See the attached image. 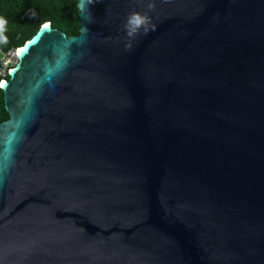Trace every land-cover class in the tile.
<instances>
[{
	"label": "water",
	"instance_id": "water-1",
	"mask_svg": "<svg viewBox=\"0 0 264 264\" xmlns=\"http://www.w3.org/2000/svg\"><path fill=\"white\" fill-rule=\"evenodd\" d=\"M77 8L0 87V264H264V0Z\"/></svg>",
	"mask_w": 264,
	"mask_h": 264
},
{
	"label": "trees",
	"instance_id": "trees-1",
	"mask_svg": "<svg viewBox=\"0 0 264 264\" xmlns=\"http://www.w3.org/2000/svg\"><path fill=\"white\" fill-rule=\"evenodd\" d=\"M78 0H0V18L6 21L0 42L3 53L20 49L44 24L64 33L77 36L80 30ZM8 80V75L5 76ZM0 89V123L8 120Z\"/></svg>",
	"mask_w": 264,
	"mask_h": 264
},
{
	"label": "clouds",
	"instance_id": "clouds-1",
	"mask_svg": "<svg viewBox=\"0 0 264 264\" xmlns=\"http://www.w3.org/2000/svg\"><path fill=\"white\" fill-rule=\"evenodd\" d=\"M154 3L148 4V9H154ZM6 21L3 18H0V42L6 41V37L3 35L4 25ZM151 24V18L147 14H141L139 12H132L129 14L126 24L125 30L127 36L129 37V43L126 45V48H131V40L135 39V37L139 34L140 30L143 29L144 34H147L149 31V25ZM18 49L14 52L16 53Z\"/></svg>",
	"mask_w": 264,
	"mask_h": 264
},
{
	"label": "built area",
	"instance_id": "built-area-1",
	"mask_svg": "<svg viewBox=\"0 0 264 264\" xmlns=\"http://www.w3.org/2000/svg\"><path fill=\"white\" fill-rule=\"evenodd\" d=\"M17 62V55L14 51L3 53L0 50V82L5 81V76L8 75L10 70Z\"/></svg>",
	"mask_w": 264,
	"mask_h": 264
},
{
	"label": "snow or ice",
	"instance_id": "snow-or-ice-1",
	"mask_svg": "<svg viewBox=\"0 0 264 264\" xmlns=\"http://www.w3.org/2000/svg\"><path fill=\"white\" fill-rule=\"evenodd\" d=\"M44 27H47V25H45ZM26 46H27V45H26ZM26 46H25V47H26ZM21 51H23V50H18V54H20ZM10 71H11V70H10ZM2 86H5V85H4V82H0V87H2Z\"/></svg>",
	"mask_w": 264,
	"mask_h": 264
},
{
	"label": "bare ground",
	"instance_id": "bare-ground-1",
	"mask_svg": "<svg viewBox=\"0 0 264 264\" xmlns=\"http://www.w3.org/2000/svg\"><path fill=\"white\" fill-rule=\"evenodd\" d=\"M19 50H22V49H19ZM16 55H19V54H18V51L16 52Z\"/></svg>",
	"mask_w": 264,
	"mask_h": 264
}]
</instances>
